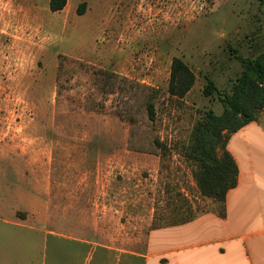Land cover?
Instances as JSON below:
<instances>
[{
  "label": "rangeland",
  "instance_id": "obj_1",
  "mask_svg": "<svg viewBox=\"0 0 264 264\" xmlns=\"http://www.w3.org/2000/svg\"><path fill=\"white\" fill-rule=\"evenodd\" d=\"M48 1L0 0L2 256L40 244L28 225L142 252L151 229L213 206L183 154L202 113H222L235 55L264 52V0ZM173 58L195 76L182 99L167 93Z\"/></svg>",
  "mask_w": 264,
  "mask_h": 264
},
{
  "label": "crops",
  "instance_id": "obj_2",
  "mask_svg": "<svg viewBox=\"0 0 264 264\" xmlns=\"http://www.w3.org/2000/svg\"><path fill=\"white\" fill-rule=\"evenodd\" d=\"M225 150L238 174L224 200L203 197L213 203L208 211L151 229L144 251L25 225L40 244L32 236L25 240L29 252L20 264H33L38 246L40 264H264V109L229 136ZM7 245L4 256L0 245V264H18L11 252L14 243L9 240Z\"/></svg>",
  "mask_w": 264,
  "mask_h": 264
},
{
  "label": "trees",
  "instance_id": "obj_3",
  "mask_svg": "<svg viewBox=\"0 0 264 264\" xmlns=\"http://www.w3.org/2000/svg\"><path fill=\"white\" fill-rule=\"evenodd\" d=\"M67 0H49L51 12L63 10ZM84 4L78 7L81 14ZM241 73L231 84L230 92L218 96L222 113L208 109L194 123L190 144L183 157L195 167L192 178L200 196L223 201L226 193L236 185L237 166L225 150L229 136L254 121L264 109V52L254 59L240 58ZM195 76L179 58H173L167 87L169 96L182 99L194 85ZM202 96L211 97L218 90L213 81L205 78ZM149 119L153 106L147 105Z\"/></svg>",
  "mask_w": 264,
  "mask_h": 264
}]
</instances>
